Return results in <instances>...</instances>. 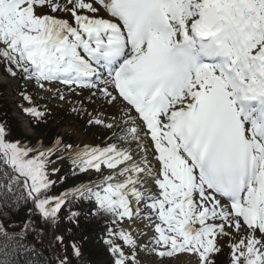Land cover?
I'll return each mask as SVG.
<instances>
[{
  "label": "snow or ice",
  "instance_id": "obj_1",
  "mask_svg": "<svg viewBox=\"0 0 264 264\" xmlns=\"http://www.w3.org/2000/svg\"><path fill=\"white\" fill-rule=\"evenodd\" d=\"M0 264H264V0H0Z\"/></svg>",
  "mask_w": 264,
  "mask_h": 264
},
{
  "label": "trees",
  "instance_id": "obj_2",
  "mask_svg": "<svg viewBox=\"0 0 264 264\" xmlns=\"http://www.w3.org/2000/svg\"><path fill=\"white\" fill-rule=\"evenodd\" d=\"M72 182H75V181H72ZM46 243H47V240L45 239V244ZM36 249H37V253L41 254L40 256L37 257V259L46 260L48 256L50 255V253L46 251L44 244H37Z\"/></svg>",
  "mask_w": 264,
  "mask_h": 264
}]
</instances>
